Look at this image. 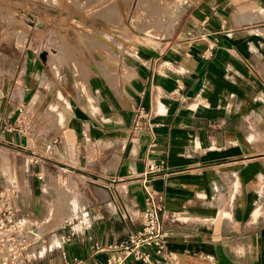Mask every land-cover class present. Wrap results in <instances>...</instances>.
I'll return each instance as SVG.
<instances>
[{
    "label": "crops",
    "instance_id": "obj_1",
    "mask_svg": "<svg viewBox=\"0 0 264 264\" xmlns=\"http://www.w3.org/2000/svg\"><path fill=\"white\" fill-rule=\"evenodd\" d=\"M176 19L129 47L88 44L73 74L6 41L0 13V190L18 188L49 264H106L150 190L165 264H264V0H183ZM142 106L151 129L134 128Z\"/></svg>",
    "mask_w": 264,
    "mask_h": 264
},
{
    "label": "rangeland",
    "instance_id": "obj_2",
    "mask_svg": "<svg viewBox=\"0 0 264 264\" xmlns=\"http://www.w3.org/2000/svg\"><path fill=\"white\" fill-rule=\"evenodd\" d=\"M180 1L183 2V0H0V13H8L6 41L11 43L16 40L31 47L57 69L65 65L67 72H71L72 69L73 74H83L85 71L82 63L76 58L77 54L82 53L81 48L88 44L96 45L98 42L109 44L108 46L117 44L129 47L131 43L160 37L169 25L176 22L177 13L182 5ZM66 48L73 54L72 67L70 58L64 56ZM65 63L69 64V67ZM75 187V184L71 185V189L75 190ZM74 197L81 205L80 195L74 193ZM43 240L45 241L41 247L46 248V252L37 258L34 264H49L47 255L52 242L48 237H44Z\"/></svg>",
    "mask_w": 264,
    "mask_h": 264
},
{
    "label": "built area",
    "instance_id": "obj_3",
    "mask_svg": "<svg viewBox=\"0 0 264 264\" xmlns=\"http://www.w3.org/2000/svg\"><path fill=\"white\" fill-rule=\"evenodd\" d=\"M151 109L139 107L134 118V128L151 129ZM158 168L150 166L148 172ZM18 188L8 185L0 190V264H34L42 257L44 234L39 233V221L22 216L13 203ZM162 196L150 190L141 211V227L123 239L109 243L103 249L108 252L106 264H128L134 259L142 264H165L166 236L163 232ZM171 217L176 219V215ZM50 250V248H49ZM63 264H82V259L70 260L61 252Z\"/></svg>",
    "mask_w": 264,
    "mask_h": 264
},
{
    "label": "bare ground",
    "instance_id": "obj_4",
    "mask_svg": "<svg viewBox=\"0 0 264 264\" xmlns=\"http://www.w3.org/2000/svg\"><path fill=\"white\" fill-rule=\"evenodd\" d=\"M177 1V0H176ZM181 2V1H180ZM76 3V2H75ZM82 3V2H81ZM182 3V2H181ZM173 5H175V2H174V4ZM140 6V5H139ZM146 6V5H145ZM152 6H153V4H152ZM178 7V9H179V5L177 6ZM140 10V9H139ZM138 10V11H139ZM92 11V10H91ZM141 13V12H140Z\"/></svg>",
    "mask_w": 264,
    "mask_h": 264
}]
</instances>
